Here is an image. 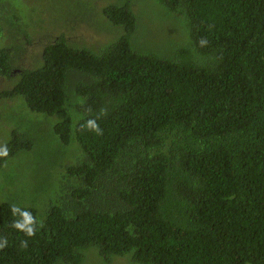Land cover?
<instances>
[{
  "label": "trees",
  "instance_id": "trees-1",
  "mask_svg": "<svg viewBox=\"0 0 264 264\" xmlns=\"http://www.w3.org/2000/svg\"><path fill=\"white\" fill-rule=\"evenodd\" d=\"M103 1L69 0L101 41L46 34L33 63L30 33L0 47L15 80L0 98L50 117L17 120L1 146L0 188L6 164L48 149L35 194L0 202V264H82L90 247L137 264H264V0ZM2 11L0 35L18 17ZM13 205L34 236L12 226Z\"/></svg>",
  "mask_w": 264,
  "mask_h": 264
},
{
  "label": "rangeland",
  "instance_id": "rangeland-1",
  "mask_svg": "<svg viewBox=\"0 0 264 264\" xmlns=\"http://www.w3.org/2000/svg\"><path fill=\"white\" fill-rule=\"evenodd\" d=\"M138 8L142 18L147 21V19H145L148 14L147 10L140 4ZM2 9L6 11V13H17L18 17L1 23L3 33L0 35V47L12 45L14 44L15 38H19V36L24 33H30L31 39L34 41L32 43L39 44V46L35 47L36 51L28 56L27 62L30 63L36 60L38 62L42 59V57L38 59V56L42 52V45L44 42L41 41L45 40L44 37L46 34L49 35L50 39H53L61 35L60 32L66 31L67 34L64 35L70 39L69 41H75L79 44L81 42L90 44L93 39L101 41L100 32L81 26L83 21L79 13L74 9V5L69 3V0H2ZM101 9L102 8L98 7L99 11H101ZM14 11H16V13ZM68 22H72L71 27H67ZM156 26L158 28L161 27L160 24H156ZM104 31H107L108 40L113 39L116 35L112 30L104 29ZM40 37L43 39H40ZM150 37L154 41H156L155 39H163L162 35H155L152 33ZM147 38L149 37L146 36V39ZM25 39L26 38L23 39L24 44L28 45L29 41ZM99 46H101V43ZM14 70L17 69H13V73L18 72H14ZM14 81L15 80H9L0 75V93L10 89ZM49 118L50 117L45 115L32 112L25 100L20 96L8 99L0 98V148L8 141L9 133L13 128L12 124L16 123L17 120L28 119L35 127L41 128L42 122L46 125L48 123V121L43 120ZM52 120H55V118ZM8 125H10V128ZM74 147H78V145H74ZM45 148L48 149V147H39V152L33 155L35 158L23 157L18 159L15 163L5 165L4 170L10 174L9 177H11V181L8 183L7 180L9 179H4L1 182L0 202L4 201L6 197L11 200H16L22 196V198L26 199L27 195L33 196L35 194L34 189L39 186V183L35 186L33 185L34 179H38L34 177L33 172L38 160L41 162L45 161ZM24 173L25 177H23ZM2 179L3 178H1V180ZM82 264L137 263L134 261L132 254L113 256L109 260H106L99 248L90 247L85 250Z\"/></svg>",
  "mask_w": 264,
  "mask_h": 264
},
{
  "label": "clouds",
  "instance_id": "clouds-1",
  "mask_svg": "<svg viewBox=\"0 0 264 264\" xmlns=\"http://www.w3.org/2000/svg\"><path fill=\"white\" fill-rule=\"evenodd\" d=\"M205 41H201L203 44ZM86 127L89 130L95 131L98 135H102V130L100 129L97 121L95 119H90L86 123ZM8 156V148L7 146H4L3 148H0V157H7ZM12 212L13 214H19L21 217L20 220L16 221L12 226L16 228L19 231L25 232L28 236L32 237L35 235L36 232V219L32 215L31 212L24 210L21 211V209L15 205L12 206ZM22 246L27 247V242L22 241ZM7 246V239H3L2 242H0V249H3Z\"/></svg>",
  "mask_w": 264,
  "mask_h": 264
},
{
  "label": "flooded vegetation",
  "instance_id": "flooded-vegetation-1",
  "mask_svg": "<svg viewBox=\"0 0 264 264\" xmlns=\"http://www.w3.org/2000/svg\"><path fill=\"white\" fill-rule=\"evenodd\" d=\"M16 71H18V72H19L20 70H19V69H17V70H14V72H16Z\"/></svg>",
  "mask_w": 264,
  "mask_h": 264
}]
</instances>
